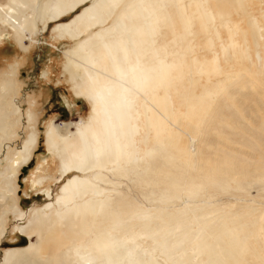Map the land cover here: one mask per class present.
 <instances>
[{
	"label": "rangeland",
	"instance_id": "obj_1",
	"mask_svg": "<svg viewBox=\"0 0 264 264\" xmlns=\"http://www.w3.org/2000/svg\"><path fill=\"white\" fill-rule=\"evenodd\" d=\"M6 2L0 0V4ZM79 8L59 22L69 20ZM157 15L161 22L154 46H164L165 62L175 66L167 85L157 92L167 100L162 112L166 119L161 121L168 131L161 132L158 139L164 138L171 146H165L170 158L164 153L163 159L159 156L152 165L153 173L117 178L114 187L99 186L111 190L116 199L122 198L123 207L133 212L127 221L135 229L139 227L137 218L146 214L151 228L160 226L159 230L180 240L194 234L197 243L210 244L221 233L232 234L230 242L221 237V250L230 253L225 264H264V0H162ZM59 22L37 19L31 37L23 40L25 51L8 28L0 42V77L12 72L15 92L11 98L20 108V116L8 119L12 126L0 139V185H5L7 177L8 184L15 185L14 194L7 189L5 194L16 206L0 208L6 210L1 214L0 264L6 251L28 244L20 228L35 210L42 212L49 203L53 209L64 179L57 182V158L50 159L45 149L46 125L74 131L89 116L88 102L75 97L73 80L78 79L68 68L67 51L77 43L52 32ZM136 98L139 106L141 97ZM137 106V145L145 149L154 145L143 138L145 133L151 138L152 131L145 129L143 111ZM27 112L32 114L30 122ZM16 119L19 122L14 124ZM30 131L37 134V143L29 161L14 176L9 170L10 158ZM39 164L41 179L32 187ZM163 222L169 225L163 228ZM177 227L179 233L173 230H179ZM237 231L239 238L244 234L242 241L233 235ZM139 239L143 246L152 244L146 237ZM200 258L205 260L203 255Z\"/></svg>",
	"mask_w": 264,
	"mask_h": 264
},
{
	"label": "bare ground",
	"instance_id": "obj_2",
	"mask_svg": "<svg viewBox=\"0 0 264 264\" xmlns=\"http://www.w3.org/2000/svg\"><path fill=\"white\" fill-rule=\"evenodd\" d=\"M6 1L0 4V42L8 28L22 51L27 49L23 40L31 37L37 19L59 22L81 6L69 20L54 23L52 32L77 43L67 51L70 53L68 68L78 79L73 80L75 97L88 102L89 116L74 131H68L66 126L46 125L44 146L50 159L57 158V182L64 179L59 184V194L53 199V209L49 203L42 212L35 210L20 228L28 244L6 251L1 264H225L230 253L221 250V237L230 242L232 234L221 233L210 244L197 243L200 241L194 234L184 239L182 236L180 240L174 234L162 232V228L159 230L160 226L151 228V219L146 214L137 218L139 227L135 229L127 221L133 212L123 207L122 198L116 199L111 190L99 186L114 187L113 181L117 178L153 173L152 165L159 156L164 153L170 158L165 146L168 149L171 146L164 138L158 139L161 132L168 130L161 121L166 119L162 112L165 113L167 100L157 92L167 85L170 70L175 68L165 62V47L154 46L161 22L157 11L162 0ZM11 73L0 77V139L5 138L12 126L8 119L20 116V108L11 98L15 92ZM137 95L142 101L139 106ZM136 106L143 111L145 129L152 131L151 138L146 133L143 138L146 142L153 141L154 145H146L145 149L137 145L140 132L135 119L140 115ZM25 116L28 122L32 121L31 113ZM17 122L19 119L14 120V124ZM36 143L37 134L30 131L10 158V174L16 176L21 165L29 161ZM40 167L41 164L34 170L32 187L41 179ZM7 180L3 182L6 187L0 185V208L6 204L15 209L13 198L5 194L6 189L14 194L15 185L8 184ZM0 212L1 224L6 210L0 209ZM162 224L163 228L164 224L169 225ZM152 225L157 226L154 222ZM175 229L180 232V228ZM233 235L239 241L244 239V234L239 238L238 231ZM141 237L150 239L152 244L141 245ZM202 255L205 260L200 258Z\"/></svg>",
	"mask_w": 264,
	"mask_h": 264
},
{
	"label": "trees",
	"instance_id": "obj_3",
	"mask_svg": "<svg viewBox=\"0 0 264 264\" xmlns=\"http://www.w3.org/2000/svg\"><path fill=\"white\" fill-rule=\"evenodd\" d=\"M21 239H23L22 236H21ZM23 245H24V243L22 244V246H23Z\"/></svg>",
	"mask_w": 264,
	"mask_h": 264
},
{
	"label": "water",
	"instance_id": "obj_4",
	"mask_svg": "<svg viewBox=\"0 0 264 264\" xmlns=\"http://www.w3.org/2000/svg\"><path fill=\"white\" fill-rule=\"evenodd\" d=\"M22 171H25V169L23 168Z\"/></svg>",
	"mask_w": 264,
	"mask_h": 264
}]
</instances>
